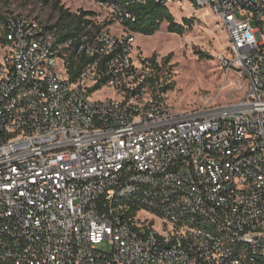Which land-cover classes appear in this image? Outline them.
Listing matches in <instances>:
<instances>
[{
	"label": "built area",
	"instance_id": "built-area-1",
	"mask_svg": "<svg viewBox=\"0 0 264 264\" xmlns=\"http://www.w3.org/2000/svg\"><path fill=\"white\" fill-rule=\"evenodd\" d=\"M146 1L93 2L98 29L63 42L6 18L0 264H264V0H153L209 10L228 40L219 69L247 83L180 112L160 61L132 57L126 24Z\"/></svg>",
	"mask_w": 264,
	"mask_h": 264
},
{
	"label": "rangeland",
	"instance_id": "rangeland-1",
	"mask_svg": "<svg viewBox=\"0 0 264 264\" xmlns=\"http://www.w3.org/2000/svg\"><path fill=\"white\" fill-rule=\"evenodd\" d=\"M58 1L71 14L91 12L96 22H100L104 16L92 0ZM168 10L176 23L182 25L184 20L190 22L185 32L182 35L168 33L164 23L152 36L135 34L132 57L153 56L160 61V83L172 84L165 97L170 109L180 112L240 100L247 90L245 79L235 72L219 69L216 62V55L228 46L227 36L218 19L207 9L191 10L187 5L180 8L171 5ZM11 16L35 19L42 26H53L59 20L58 11L44 0H0V17ZM118 29L119 26H113L114 32ZM1 30L0 23V55ZM166 58L168 61L164 63ZM107 93L100 92L97 97H104ZM102 248L107 247L102 245Z\"/></svg>",
	"mask_w": 264,
	"mask_h": 264
},
{
	"label": "trees",
	"instance_id": "trees-1",
	"mask_svg": "<svg viewBox=\"0 0 264 264\" xmlns=\"http://www.w3.org/2000/svg\"><path fill=\"white\" fill-rule=\"evenodd\" d=\"M97 2L99 0H92ZM45 3L49 2L51 6L58 11L59 20L53 26H44L46 29L55 33L60 42H63L69 38L77 37L81 34H89L92 30H97L98 27L95 25L93 20V14L91 12L82 11L78 14H71L67 10H64L60 5L58 0H44ZM131 11L135 16V20L132 23H127V27L133 33L140 34L143 36H152L164 23L166 24V30L168 33L182 35L185 32V27L189 25L190 22L187 20L183 21V24H178L174 21L172 14L169 10L153 0H147L143 4H136L131 7ZM6 18L0 17V23H5ZM2 40V39H1ZM152 61L155 58L152 56ZM168 58L164 60L167 63ZM71 63L70 66V76L74 78L79 70L80 65ZM172 89V84H165L161 87L160 91L162 93H167Z\"/></svg>",
	"mask_w": 264,
	"mask_h": 264
},
{
	"label": "bare ground",
	"instance_id": "bare-ground-1",
	"mask_svg": "<svg viewBox=\"0 0 264 264\" xmlns=\"http://www.w3.org/2000/svg\"><path fill=\"white\" fill-rule=\"evenodd\" d=\"M175 35V34H174ZM143 37V36H142ZM175 45H177L176 43H175Z\"/></svg>",
	"mask_w": 264,
	"mask_h": 264
}]
</instances>
